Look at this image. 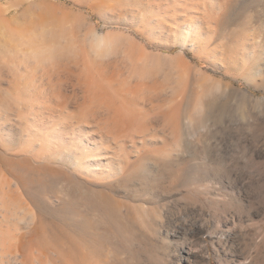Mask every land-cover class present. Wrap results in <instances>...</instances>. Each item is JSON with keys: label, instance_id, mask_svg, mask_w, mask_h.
<instances>
[{"label": "rangeland", "instance_id": "1", "mask_svg": "<svg viewBox=\"0 0 264 264\" xmlns=\"http://www.w3.org/2000/svg\"><path fill=\"white\" fill-rule=\"evenodd\" d=\"M0 264H264V0H0Z\"/></svg>", "mask_w": 264, "mask_h": 264}, {"label": "bare ground", "instance_id": "2", "mask_svg": "<svg viewBox=\"0 0 264 264\" xmlns=\"http://www.w3.org/2000/svg\"><path fill=\"white\" fill-rule=\"evenodd\" d=\"M103 225H105L103 222H101ZM106 228V226H104Z\"/></svg>", "mask_w": 264, "mask_h": 264}]
</instances>
